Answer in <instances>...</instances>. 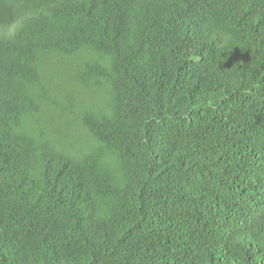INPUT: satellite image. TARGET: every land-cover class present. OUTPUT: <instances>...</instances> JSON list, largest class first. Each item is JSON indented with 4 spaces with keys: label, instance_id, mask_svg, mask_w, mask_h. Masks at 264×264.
<instances>
[{
    "label": "trees",
    "instance_id": "obj_1",
    "mask_svg": "<svg viewBox=\"0 0 264 264\" xmlns=\"http://www.w3.org/2000/svg\"><path fill=\"white\" fill-rule=\"evenodd\" d=\"M5 35L0 264H229L264 221V0H0Z\"/></svg>",
    "mask_w": 264,
    "mask_h": 264
},
{
    "label": "clouds",
    "instance_id": "obj_2",
    "mask_svg": "<svg viewBox=\"0 0 264 264\" xmlns=\"http://www.w3.org/2000/svg\"><path fill=\"white\" fill-rule=\"evenodd\" d=\"M8 38L9 35L0 37V39L3 40ZM256 137L259 138L258 136ZM236 158H233L234 160L232 161L224 163V165L220 164L226 169L222 178L228 179V182L232 179L236 180L240 173L236 172V167L232 168L230 166V163L236 164V161L238 162V159L236 160ZM213 167L218 168L217 165H213ZM244 233H247V235H244L242 232L237 230L222 240L223 243L220 245V250L223 251L224 257L229 264L262 263L264 260V221L261 220L260 224L256 228L245 230Z\"/></svg>",
    "mask_w": 264,
    "mask_h": 264
},
{
    "label": "water",
    "instance_id": "obj_3",
    "mask_svg": "<svg viewBox=\"0 0 264 264\" xmlns=\"http://www.w3.org/2000/svg\"><path fill=\"white\" fill-rule=\"evenodd\" d=\"M221 243H223V241Z\"/></svg>",
    "mask_w": 264,
    "mask_h": 264
}]
</instances>
